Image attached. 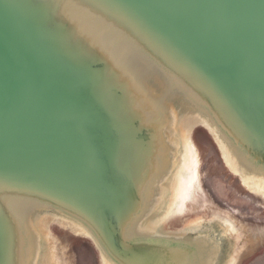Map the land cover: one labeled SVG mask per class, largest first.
Listing matches in <instances>:
<instances>
[{
	"label": "water",
	"instance_id": "water-1",
	"mask_svg": "<svg viewBox=\"0 0 264 264\" xmlns=\"http://www.w3.org/2000/svg\"><path fill=\"white\" fill-rule=\"evenodd\" d=\"M197 128L264 182V0H0V264L58 221L103 264H236L227 219L170 227Z\"/></svg>",
	"mask_w": 264,
	"mask_h": 264
},
{
	"label": "rangeland",
	"instance_id": "rangeland-1",
	"mask_svg": "<svg viewBox=\"0 0 264 264\" xmlns=\"http://www.w3.org/2000/svg\"><path fill=\"white\" fill-rule=\"evenodd\" d=\"M192 142L198 163L195 196L170 227L183 228L196 217L211 219L216 215L227 219L241 235L243 247L236 264H264V188L248 186L233 174L212 137L202 128L195 129ZM51 231L59 239L62 257L69 264H103L100 252L88 237L56 224Z\"/></svg>",
	"mask_w": 264,
	"mask_h": 264
},
{
	"label": "bare ground",
	"instance_id": "bare-ground-1",
	"mask_svg": "<svg viewBox=\"0 0 264 264\" xmlns=\"http://www.w3.org/2000/svg\"><path fill=\"white\" fill-rule=\"evenodd\" d=\"M195 152L196 151L194 147L190 143V139L186 140L185 137V153L183 156V163L176 173V180L172 186V195L170 199V213H181L185 208L187 201L191 197L195 196L193 189L195 187V184L198 182V163ZM223 158L227 168L233 174L242 177L241 179L245 182V184L255 188H264V182L251 178L250 176H246L239 172L240 170L233 163V160L229 156L223 155ZM58 222L62 226L67 227L74 234H84V232L80 228L72 224H68L63 221ZM225 227L228 233L233 234L235 237H237V230L232 223L228 221L225 222ZM50 233L51 235L46 233V239L49 246L48 264H69L70 262L67 261L65 258H60L62 256H58L57 250L58 248H60L61 244L59 245V239L57 240V237L52 232ZM233 262H235V257L229 264H232Z\"/></svg>",
	"mask_w": 264,
	"mask_h": 264
}]
</instances>
